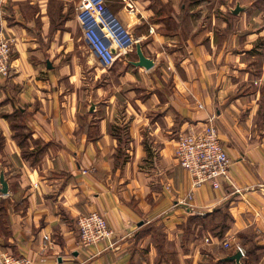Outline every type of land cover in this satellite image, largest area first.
Instances as JSON below:
<instances>
[{
    "label": "crops",
    "instance_id": "0c3cea01",
    "mask_svg": "<svg viewBox=\"0 0 264 264\" xmlns=\"http://www.w3.org/2000/svg\"><path fill=\"white\" fill-rule=\"evenodd\" d=\"M77 2L0 0L12 39L0 250L33 264H236L238 246L240 264H264V0H104L129 37L107 67ZM136 42L149 69L130 63ZM208 126L231 165L217 187L193 186L174 148ZM89 212L111 246H78Z\"/></svg>",
    "mask_w": 264,
    "mask_h": 264
},
{
    "label": "built area",
    "instance_id": "2783aa9c",
    "mask_svg": "<svg viewBox=\"0 0 264 264\" xmlns=\"http://www.w3.org/2000/svg\"><path fill=\"white\" fill-rule=\"evenodd\" d=\"M77 18L84 39L100 63L110 66L120 54L125 42L129 41L124 28L115 17L107 13L104 0H79ZM12 39L0 32V75L8 76L10 71ZM116 50V53L112 52ZM174 159L188 175L193 186L210 182L219 185L220 178L226 177L231 165L230 158L222 146L214 127L208 126L201 132L185 134L177 139ZM83 172H86L85 170ZM78 241L81 249L104 242L111 246L115 235L104 215L98 212L79 214L77 217ZM230 247L228 241L223 242ZM242 252L240 247L237 246ZM0 264H33L25 256H16L0 250Z\"/></svg>",
    "mask_w": 264,
    "mask_h": 264
},
{
    "label": "water",
    "instance_id": "95a60500",
    "mask_svg": "<svg viewBox=\"0 0 264 264\" xmlns=\"http://www.w3.org/2000/svg\"><path fill=\"white\" fill-rule=\"evenodd\" d=\"M245 7H246L245 5H241L239 1H237L234 7L231 8V12L234 14H238ZM135 50H136L137 60H131L130 63L134 66H139L145 69H149L153 65V61L152 59L146 57L142 53L140 44L138 42H136L135 44ZM112 52L116 53V50L112 49ZM90 105H91L90 109L92 110L94 108L93 107L94 103L92 100L90 102ZM7 192H8V181L5 177L3 166L0 165V193L6 194ZM241 257H242V252L239 248H237L233 254L226 256L225 259L234 260L236 264H240Z\"/></svg>",
    "mask_w": 264,
    "mask_h": 264
},
{
    "label": "rangeland",
    "instance_id": "374dc122",
    "mask_svg": "<svg viewBox=\"0 0 264 264\" xmlns=\"http://www.w3.org/2000/svg\"><path fill=\"white\" fill-rule=\"evenodd\" d=\"M77 1L79 2V0H76V2H77ZM78 2H77V3H78ZM158 236L161 237V235L156 231V238H158Z\"/></svg>",
    "mask_w": 264,
    "mask_h": 264
}]
</instances>
